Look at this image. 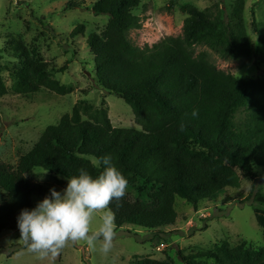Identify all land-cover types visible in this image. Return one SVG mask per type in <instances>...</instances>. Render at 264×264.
Instances as JSON below:
<instances>
[{
    "label": "trees",
    "instance_id": "16d2710c",
    "mask_svg": "<svg viewBox=\"0 0 264 264\" xmlns=\"http://www.w3.org/2000/svg\"><path fill=\"white\" fill-rule=\"evenodd\" d=\"M140 1L96 0L92 11L107 14L109 21L101 32L88 34L86 43L97 85L131 107L141 130L114 126L107 108L79 100L70 113L46 126L15 165L0 162V189L6 193L0 201V234L17 227L20 210L35 206L33 196L48 195L44 176L65 187L67 182L56 176L66 179L81 167L95 175L96 157L111 156L128 180L124 197L109 204L116 228L133 225L153 235L175 223L176 196L196 209L199 201L221 193L223 182L236 171L252 178L255 167L264 168V76L225 72L210 61L206 51L195 53L196 46L206 45L223 58L252 55L243 17L245 0H231L229 18L224 8L211 15L193 4H182L186 17L180 35L138 47L128 34L142 26L133 12ZM256 23L252 18L257 31ZM83 28L78 23L71 35ZM7 46L17 57L14 92L28 95L41 88L58 95L69 92L52 76L47 62L33 58L19 38H10ZM6 93L0 75V97ZM240 101L247 103L245 131L232 134L229 113ZM193 110L197 115L193 116ZM252 197L255 221L264 229V192L252 190L244 201ZM24 247L17 245L12 252ZM178 257L181 264H264V245L251 248L244 242L231 246L221 241L213 250L187 255L178 251ZM135 264L172 263L140 257Z\"/></svg>",
    "mask_w": 264,
    "mask_h": 264
},
{
    "label": "rangeland",
    "instance_id": "374dc122",
    "mask_svg": "<svg viewBox=\"0 0 264 264\" xmlns=\"http://www.w3.org/2000/svg\"><path fill=\"white\" fill-rule=\"evenodd\" d=\"M95 1L0 0V75L7 87V93L0 97V162L15 165L18 158L32 148L46 126L70 113L79 100L107 108L114 126L141 130L131 107L122 98L108 94L97 85L94 60L86 38L91 32H101L109 16L92 11ZM182 4H193L211 15L224 8V14L229 18L232 1L141 0L133 12L141 18L142 26L130 30V41L142 47L169 35H180L186 17L180 10ZM243 17L251 56L223 58L206 45L196 46L195 53L206 51L210 61L225 72L260 78L264 76V0H245ZM252 18L257 22V31L253 28ZM78 23L84 25L83 31L72 36L71 31ZM10 38H19L33 58L46 61L52 76L67 86L69 92L58 95L46 88L28 95L14 92L11 85L17 57L7 46ZM64 64L66 69L60 72L59 68ZM246 115L247 103L240 101L233 105L228 118L230 133L245 131ZM254 172L255 177L244 178L236 171L223 182L221 193L199 201L196 209L176 196V221L160 229L162 233L158 235L133 225L115 228L117 235L107 255L100 251L101 241L96 242V250L84 241H76V246L69 241L56 256L41 257L27 247L12 252L14 247L24 243L19 240L17 227L6 229L0 234V264H135L140 257L181 264L178 251L187 255L198 250H213L221 241L231 246L244 242L248 247L259 248L264 245V229L255 221L253 197L244 201L252 190L264 192V168L255 167ZM56 177L67 182L62 176ZM43 181L48 195L50 188L58 191L64 188L52 176H44ZM5 196V191L0 189V201ZM43 198L33 196L32 199L36 204ZM101 215V211L94 213L93 231L98 227Z\"/></svg>",
    "mask_w": 264,
    "mask_h": 264
},
{
    "label": "clouds",
    "instance_id": "9594fccd",
    "mask_svg": "<svg viewBox=\"0 0 264 264\" xmlns=\"http://www.w3.org/2000/svg\"><path fill=\"white\" fill-rule=\"evenodd\" d=\"M193 116L197 112L193 110ZM97 173L81 167L75 175H67L61 190L50 188V195L32 208H22L16 217L20 239L32 253L41 257L56 256L69 241H84L107 255L116 237L115 214L109 204L124 197L128 180L115 166L111 156L96 157ZM101 211L98 227L92 230L93 216Z\"/></svg>",
    "mask_w": 264,
    "mask_h": 264
}]
</instances>
